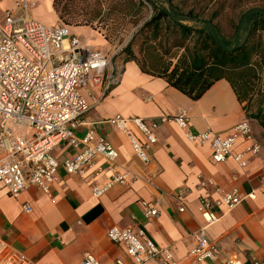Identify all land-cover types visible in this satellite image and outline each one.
<instances>
[{"label":"crops","instance_id":"0c3cea01","mask_svg":"<svg viewBox=\"0 0 264 264\" xmlns=\"http://www.w3.org/2000/svg\"><path fill=\"white\" fill-rule=\"evenodd\" d=\"M14 1L0 0V21L5 10L14 9ZM45 1L50 7V0ZM69 30L93 49L112 50L103 35L89 26H69ZM93 38L96 39L90 42ZM115 65L118 70L106 96L81 116L83 123L75 133L82 135L91 129L107 138L118 151L119 169L127 172L128 182L114 183L96 197L91 183L104 185L108 172L89 181L68 174L60 165L49 194L28 185L13 197L0 183V243L34 264H78L85 251L102 264H117V260L131 264L124 247L106 236L107 229L116 224L143 228L155 244L172 254L176 264H191L188 253L194 244L192 233L206 222L201 197L214 200L220 195L217 188L237 187L243 198L235 207L212 206L218 218L207 225L206 233L219 245L220 253L200 264H222L225 259H232L235 264H252L264 259V101L252 105L251 93L250 100L241 99L236 86L225 78L216 80L198 99H192L163 77L142 72L134 61ZM181 110L188 117V128L194 132L211 130L225 135L248 118L253 135L261 144L259 153L253 157L244 154L247 163L241 168L232 154L243 152L249 143L240 140L224 162H213L208 143L190 142L185 130L174 121L160 120ZM258 110L261 118L254 116ZM115 115L158 121L157 144L150 151L149 164L142 165L137 160L126 135L108 121ZM50 153L61 164L75 151L64 140ZM234 175L236 180L232 179ZM208 179L213 184H200ZM178 188L185 189L181 199L175 196ZM143 201L157 214L146 217ZM24 203L30 205L29 213L23 211ZM181 206L183 211L178 210ZM141 264L165 263L148 259Z\"/></svg>","mask_w":264,"mask_h":264},{"label":"built area","instance_id":"2783aa9c","mask_svg":"<svg viewBox=\"0 0 264 264\" xmlns=\"http://www.w3.org/2000/svg\"><path fill=\"white\" fill-rule=\"evenodd\" d=\"M35 6L36 0H15L14 9L5 10L0 21V183L13 197L28 185L38 186L49 194L61 165L68 174L89 181L108 172L104 185L91 183L92 194L101 196L114 183L126 184L128 174L119 169L118 151L107 138L91 129L77 135L75 129L83 123L81 116L106 96L113 80L112 58L116 51L93 49L72 34L68 25H46L31 17L30 9ZM160 120L174 121L185 130L190 142L208 143L215 163L224 162L240 140L249 143L243 152L232 154L241 168L247 163L244 154L253 157L261 148L248 118L235 124L225 135L211 130H190L184 110L173 116L164 115ZM108 121L126 135L137 160L142 165L149 164L150 151L157 144L158 121L120 115ZM64 140L75 153L60 164L50 150ZM232 179L236 180L237 176ZM205 183L213 184V181L208 179L200 184ZM219 190L220 195L214 200L200 199L206 211V222L192 233L194 244L188 253L191 264L213 260L220 253L219 245L206 233L207 225L218 218L212 206L232 209L243 198L237 187L216 189ZM184 192V188H178L175 196L181 199ZM261 192L264 193V185ZM142 204L146 217L157 214L147 202ZM22 209L27 213L31 211L26 203ZM178 210L183 211L184 207ZM106 236L124 247L131 264H141L148 259L176 264L172 254L155 244L141 227L132 229L114 224L107 229ZM116 263L125 264L121 260ZM0 264L34 263L0 243ZM78 264L102 263L90 251H85ZM222 264L235 263L225 259ZM252 264H264V259L254 260Z\"/></svg>","mask_w":264,"mask_h":264},{"label":"trees","instance_id":"16d2710c","mask_svg":"<svg viewBox=\"0 0 264 264\" xmlns=\"http://www.w3.org/2000/svg\"><path fill=\"white\" fill-rule=\"evenodd\" d=\"M197 1L187 7L185 0H123L125 9L136 6L141 12L149 7L150 15L121 48L122 62H136L142 72L163 77L192 99L225 78L236 86L241 99L250 100L254 80L264 71V8L250 7L235 19L228 17L225 31L217 19L225 0H207L202 7L196 6ZM210 2L218 8L206 13ZM99 4L96 14L102 10ZM113 58L115 79L118 69ZM254 116L261 118L260 110Z\"/></svg>","mask_w":264,"mask_h":264},{"label":"rangeland","instance_id":"374dc122","mask_svg":"<svg viewBox=\"0 0 264 264\" xmlns=\"http://www.w3.org/2000/svg\"><path fill=\"white\" fill-rule=\"evenodd\" d=\"M123 0H57L54 4V0H50V7L46 6L48 1L36 0V6L30 9V16L37 18L46 23L51 22V25L66 24L68 26L86 25L94 29L95 31L104 35H107L108 42L112 45V49L115 50L114 63H121L123 55L120 54L121 48L131 38L132 33L136 28L149 17L150 8H143L141 12H137V7L129 6L125 9L123 7ZM137 2V0H134ZM181 1V0H175ZM187 7H191L194 0H185ZM207 0H198L197 7H202ZM224 1V0H223ZM97 3H100L102 10L99 13H95L97 9ZM210 2L209 9H206V13L211 12L215 8H218V4L213 5ZM250 7H262L264 8V0H225L224 7L220 9V16H218V22L221 28L225 31L229 30L227 23L229 19H235L237 14L241 10ZM186 8V7H185ZM40 14V16H37ZM136 14V16H134ZM62 15V17L60 16ZM57 24H56V23ZM187 24H190L186 22ZM84 37V36H82ZM96 39V38H95ZM93 39H89L92 42ZM98 39V38H97ZM106 48L110 46L105 44ZM254 96L253 104L259 103L261 95H264V71L259 72L258 79L254 80ZM260 90V91H259ZM262 90V91H261Z\"/></svg>","mask_w":264,"mask_h":264}]
</instances>
